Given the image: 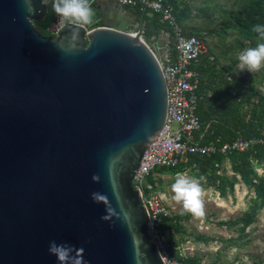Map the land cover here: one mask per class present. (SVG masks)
Here are the masks:
<instances>
[{"label": "water", "instance_id": "95a60500", "mask_svg": "<svg viewBox=\"0 0 264 264\" xmlns=\"http://www.w3.org/2000/svg\"><path fill=\"white\" fill-rule=\"evenodd\" d=\"M51 4L0 0V264H165L133 184L168 100L142 17L47 38Z\"/></svg>", "mask_w": 264, "mask_h": 264}, {"label": "rangeland", "instance_id": "374dc122", "mask_svg": "<svg viewBox=\"0 0 264 264\" xmlns=\"http://www.w3.org/2000/svg\"><path fill=\"white\" fill-rule=\"evenodd\" d=\"M178 1L180 9L185 14L182 26L199 31L207 38L209 50L218 57V64L221 68L236 67L239 70V55L248 48L256 47L257 44L251 45L234 29H224L226 22L231 24L234 22L231 12L238 8L236 0ZM68 24L67 21L56 23L49 33L56 37L55 27L62 30ZM163 36L165 34L160 30L152 37L156 41ZM237 75L234 80L247 85L240 86L247 91L246 97L253 96L254 92L264 96V64L258 72L249 73L246 70L243 72L239 70ZM252 100L257 101L256 97ZM250 108L252 107L246 105L243 110L248 114ZM263 166L262 164L256 167L259 177L264 176ZM216 170L219 172V174L215 173L217 176L229 182L224 196L210 185L212 181L210 176L213 175L214 170H208V173L202 175L201 178L196 177V170L189 166L172 174L169 170L162 173L157 170L145 182L153 188V191L162 196L169 220L174 216H185L181 220L185 233L176 235L173 242L174 256L178 258L197 257L200 264H264V208L254 209L252 223L244 233L237 230V228L240 229L241 224L233 225L236 228L231 230L229 227L231 222L236 223L245 213L252 212L250 209L256 195L239 175L232 172L229 160H226ZM179 173L194 177L199 181L203 190L201 199L204 215L202 217H195L186 212L182 204L173 199L174 193L171 186ZM203 239L210 241L205 243ZM229 240H234V242L228 243Z\"/></svg>", "mask_w": 264, "mask_h": 264}, {"label": "built area", "instance_id": "2783aa9c", "mask_svg": "<svg viewBox=\"0 0 264 264\" xmlns=\"http://www.w3.org/2000/svg\"><path fill=\"white\" fill-rule=\"evenodd\" d=\"M110 1L121 9L138 10L144 13L150 11L159 14L162 21L172 30V35L163 31L165 44L161 56L154 51L152 40L139 36L137 29L127 31L133 36H139L140 41L156 56L164 77L168 97L164 126L145 151L133 184L140 190L141 200L147 210L162 260L165 264H185L180 258L171 257L169 236L161 227L163 220L169 214L162 196L153 191V188L145 183L146 180L156 173L158 168L178 167L185 164L190 156L230 155L246 152L258 144L264 147V129L259 137L248 140L236 137L221 145L219 140L201 144L196 136L199 134L198 137L201 138L204 135L202 123L197 114L200 100L198 89L203 78L200 65L205 57H208L210 62L214 61L207 39L184 34L183 28L176 20L174 0ZM101 3L102 0H89L92 10L91 22L75 26L85 29L86 34L96 28H101L103 25H99L100 21L93 11L94 7ZM153 39L155 41V38ZM168 49L171 50V55L168 54Z\"/></svg>", "mask_w": 264, "mask_h": 264}, {"label": "trees", "instance_id": "16d2710c", "mask_svg": "<svg viewBox=\"0 0 264 264\" xmlns=\"http://www.w3.org/2000/svg\"><path fill=\"white\" fill-rule=\"evenodd\" d=\"M179 4L180 2L178 0H174V13L177 23L184 30V34L187 36L195 35L207 39L201 32L194 29H186L182 26L185 14L180 9ZM236 4L238 8L231 12V15L234 16V22L232 24L230 22H226L224 29H234L238 31L243 39L249 41L251 45L264 42V40H262L257 33L252 31L254 25H264V0H236ZM135 11L139 16L143 17L144 24L151 27L152 35L157 34L160 30L172 35L171 28L162 21L159 14L152 13L150 11H146L145 13L139 12L138 10ZM56 17L57 14L54 11L53 4H51L45 21L43 23L34 22V27L42 36L52 38L53 36L49 33V31L53 28ZM156 28L161 29L158 30ZM149 37L150 36L147 34V38ZM208 61L209 60L207 58H204L201 62L200 70L203 75L207 71H212L211 69L215 67L213 66V62L210 64ZM225 76V73H221V75H219L220 81L217 86H228V89L231 88L235 92L234 96L227 99L224 105L220 103L216 104V112L209 114L204 111V100L198 104L197 114L202 123V127L206 128L208 125L207 130L203 129L206 140H219L221 145L236 137H242L247 140L259 137L264 129V96H260L254 92L253 96L246 97L245 94L247 91H245V88H241L240 86L247 85L243 84L239 80H234L231 83L226 84L225 81H223L225 80ZM202 86H204L203 82L199 85L200 91L203 89ZM253 97H256V102L255 100H252ZM246 105L252 107L249 109L248 114H246L243 110V107ZM213 117H215L216 121H211ZM209 119L210 121H208ZM203 121L208 122L205 123ZM226 160L230 161L232 172L239 175L246 185L254 190L256 195L250 209L252 212L245 213L242 218L237 220L236 223L231 222L229 226L232 228L233 225L241 224L239 231L240 233H244L246 228H248L252 223V213L254 209L256 207L264 208V176L259 177L256 171V167L261 166L262 164L264 165V147L262 145L258 144L246 152L232 153L230 155H194L190 156L188 161L183 165L175 168H158L157 170L160 171V173L165 170H169L172 174L178 170H182L186 166H189L196 170V177L198 178H201L202 175H206L208 170H214L213 175L210 176V179L212 180L210 185L214 186L219 191L220 195L224 196L229 182L227 179L215 174V166L217 164L224 163ZM183 218H185L184 215L174 216L171 220L167 217L163 220V224L161 226L164 231L169 233L171 246L170 253L172 258H178L175 257L173 253V242L175 236L185 233V230L181 225V220ZM203 240L205 243L210 241L208 239ZM233 241L234 240H229L228 243H233ZM180 259L185 264H200L197 257Z\"/></svg>", "mask_w": 264, "mask_h": 264}, {"label": "clouds", "instance_id": "9594fccd", "mask_svg": "<svg viewBox=\"0 0 264 264\" xmlns=\"http://www.w3.org/2000/svg\"><path fill=\"white\" fill-rule=\"evenodd\" d=\"M53 8L61 23L67 21L74 25H84L90 23L92 19L89 0H53ZM29 10L31 11V8ZM252 31L264 40V25H254ZM238 60L240 72L245 70L249 73L260 71L262 64H264V42L258 43L254 48L244 50L239 55ZM171 189L174 193L173 199L181 203L186 212L195 217L204 215L201 199L203 190L196 178L179 173ZM68 250V245H57L54 241L49 245V252L57 254L61 259L67 255Z\"/></svg>", "mask_w": 264, "mask_h": 264}, {"label": "crops", "instance_id": "0c3cea01", "mask_svg": "<svg viewBox=\"0 0 264 264\" xmlns=\"http://www.w3.org/2000/svg\"><path fill=\"white\" fill-rule=\"evenodd\" d=\"M93 11L96 14V18L100 21L98 22L99 25H103V17H105L106 20H108L109 22H114L118 16H121L123 23L126 22V20H130V25H136L141 21V17L139 16L135 10H125V13L123 14L122 12H124L121 7L117 6L115 3L111 2L110 0H102V3L99 5H96L93 9ZM130 11L132 13L131 16H129V12ZM100 17V18H99ZM142 26H143V31L144 33L147 35H149L150 37L148 38L149 40H153V35L151 34V27H148L144 24L143 21V17H142ZM136 29L130 27L129 31H134ZM211 56L214 58L213 61V66H215L213 69H211L212 71L210 72H206L203 75L202 78V82H203V89L200 91V89L198 90L199 93V103H201L203 100L204 102V111L209 114L212 112H216V104L220 103L222 105L225 104L226 100L229 98H232L235 94V92L233 91V89L229 88L228 86H217L220 79H219V75H221V73H225V83H231V81H234V79L236 78L237 73L239 70L236 69V67H232V68H228V69H224L221 68L220 65L218 64V57L212 53L211 51ZM208 57H205V59ZM205 62V61H204ZM210 64L212 62L208 61ZM235 77V78H234ZM230 81V82H229ZM201 87V86H200ZM210 121V119L208 120ZM208 121H203V122H208ZM211 121H216L215 117L212 118ZM208 125L206 126V128H203L204 130H207ZM199 134H197V138L199 140V142L201 144H207L209 142L212 141H208L206 140L205 135H203V137L199 138L198 137ZM225 163V162H224ZM224 163L222 164H217L215 166V168H220V166H222ZM216 174H219V172H217V170L215 171ZM174 209H172L173 211ZM172 211H170V213H172ZM169 218V216H168ZM236 228V226H234L232 229ZM241 228V226H240ZM230 230V229H229ZM237 230L239 231L240 229L237 228ZM168 233V232H167ZM169 236V233H168ZM170 237V236H169ZM176 237V236H175ZM234 242V241H233Z\"/></svg>", "mask_w": 264, "mask_h": 264}, {"label": "flooded vegetation", "instance_id": "af4514ba", "mask_svg": "<svg viewBox=\"0 0 264 264\" xmlns=\"http://www.w3.org/2000/svg\"><path fill=\"white\" fill-rule=\"evenodd\" d=\"M54 25H55V21H54ZM54 25H53V27H54Z\"/></svg>", "mask_w": 264, "mask_h": 264}]
</instances>
